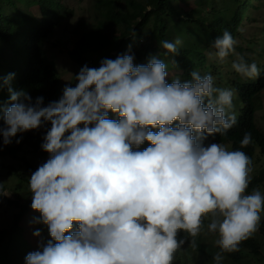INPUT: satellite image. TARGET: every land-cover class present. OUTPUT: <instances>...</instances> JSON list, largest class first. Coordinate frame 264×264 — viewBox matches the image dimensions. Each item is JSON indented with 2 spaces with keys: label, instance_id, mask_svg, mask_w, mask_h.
<instances>
[{
  "label": "clouds",
  "instance_id": "obj_1",
  "mask_svg": "<svg viewBox=\"0 0 264 264\" xmlns=\"http://www.w3.org/2000/svg\"><path fill=\"white\" fill-rule=\"evenodd\" d=\"M180 43L160 42L174 67ZM236 45L225 30L209 58L223 64L235 56L232 69L257 78L258 65ZM131 47L99 67L84 65L75 85L66 83L47 105L14 90L15 74L2 79L0 90L7 86L10 96L8 106L0 105L4 145L50 124L41 145L49 158L31 173L28 189L40 213L35 223L47 226L51 239L28 253L25 264H173L186 243L195 248L197 237L206 238L205 227L218 237L214 264H223L225 253L239 251L259 229L264 192L248 191L252 158L224 143H205L237 124L235 91L197 70L169 83L168 63L150 56L137 65ZM251 143L245 132L241 148Z\"/></svg>",
  "mask_w": 264,
  "mask_h": 264
},
{
  "label": "trees",
  "instance_id": "obj_2",
  "mask_svg": "<svg viewBox=\"0 0 264 264\" xmlns=\"http://www.w3.org/2000/svg\"><path fill=\"white\" fill-rule=\"evenodd\" d=\"M211 1L214 0H196V4L188 8L187 0H95L92 20L79 22V28L75 30L78 39L68 55L80 66L95 61L99 64L105 58L114 60L127 53L131 45V51L133 47L136 48L135 62L146 64L148 58L154 56L153 52L158 50L160 58L168 63L169 72L179 74L182 81L190 79L191 72L197 70L202 75L211 74L218 87L231 89L234 86L236 93L233 97V111L237 115V124L227 135L210 136L205 143H230L232 150L245 151L253 163L257 162L255 157L259 149L258 157H262L264 161V132L255 122L256 113L262 107L260 95L264 90V73L255 82L243 83L232 79L226 70V65L231 66V59L235 56H229L223 64L207 56L212 42L227 30L234 39L239 40L236 52L251 63L252 60L245 54L246 48L243 47L242 40H245L246 34L241 27L245 21H249L252 28L255 26V33H248L247 48L258 52L260 47L256 48V45L260 41L262 30H259L258 18L253 19L251 12L264 10V0H218V5ZM179 2L183 4L179 5ZM34 3L40 6L42 22L31 19L29 15L28 9ZM206 5L210 7L209 11L202 8ZM69 14L67 7L57 0H0V85L1 71L6 70L7 76L15 74L12 88L27 91L33 101L37 97H43L47 105L59 99V72L56 63L48 57L47 48L50 36ZM21 29L24 33H21ZM177 39L181 43L177 45L179 54L174 57L177 65L174 67L170 63L173 54L165 55V50L158 46L161 41L175 42ZM144 41L148 42L146 47L138 50L137 46ZM153 44L157 47L154 48ZM108 46L111 47L110 52L115 51L116 55L109 53L106 48ZM174 77L177 76L168 77V82L171 83ZM2 89L7 90V86ZM7 93L9 94L8 90ZM9 103L10 100L3 104L0 102V105L8 106ZM109 118L118 119V116L110 113ZM4 126V121L0 118V127ZM41 132L42 129L18 134L10 145H4L3 137L0 136V156L16 159L26 146L35 153L48 154L39 146L41 140L37 137ZM245 132L251 133L252 143L241 148L240 141ZM148 146L145 142L141 150ZM254 188L264 192V162L252 176L248 191L251 192ZM6 205L20 211L14 216V222L9 228L0 229V264H25L30 244L22 233L20 223L29 213V207L19 202V199H8L0 192V207ZM261 214L258 231L241 243L239 251L225 253L223 264H242L245 257L259 258L262 261L263 247L260 239L264 236V212ZM44 229L49 234L47 226L44 225ZM43 237L51 239L50 234ZM180 238L191 240L184 232L180 233ZM217 238H211V242L209 238L197 237V247H190L186 253L196 251L207 258L203 264H214L213 257L219 251L215 244ZM186 245L190 244L186 243L183 247Z\"/></svg>",
  "mask_w": 264,
  "mask_h": 264
},
{
  "label": "rangeland",
  "instance_id": "obj_3",
  "mask_svg": "<svg viewBox=\"0 0 264 264\" xmlns=\"http://www.w3.org/2000/svg\"><path fill=\"white\" fill-rule=\"evenodd\" d=\"M57 1L63 3L67 7L70 13L61 22L60 26L57 27L54 30L53 34L50 36L49 45L47 48L48 57L56 63L58 68L59 79H60V86H59V98H60L63 94V89L66 83H72L73 86L75 85L74 76L78 74L79 70L83 67L71 60V58L68 55V51L73 48L75 44L74 42H76V40L78 39V35L76 34L75 30H78L79 22L81 20H85L88 22L92 20L93 11H94L93 6L95 0H57ZM211 2H213L214 5L219 4L218 0H214ZM36 4L37 3H34V5L28 9V12L31 19H37L38 22H42L43 17L41 14V9L40 6ZM178 4L182 5L183 3L179 2ZM194 4H196V0H187L188 8L189 6H192ZM202 8L205 9V11H209L210 9L208 5L203 6ZM251 13L253 19H255V17L258 18L259 30H262L260 41L256 45V48L260 47V50H258L257 52L254 50L251 51L247 48L248 33L252 34L255 33L256 31L255 26H253L252 28L251 24L249 25V21H245L241 27L242 32L246 34V38L245 40H242V42H243V47L246 48L245 54H247L249 58H251L252 62H255L258 65L260 69V75H262L264 73V10H261L259 12L252 11ZM21 33H24L23 29H21ZM238 41L239 40H237V43ZM146 43L148 42L146 41L141 42V44L137 46V49L141 50L143 47H146ZM152 46L154 48L157 47L156 44H153ZM158 47H160V45ZM106 48L111 55H116L115 51L110 52L111 49L110 46ZM157 51L153 52L154 56H159L157 54ZM210 51H214V49L210 47L208 49V53ZM131 52L134 55V57H136L135 55L136 48L133 47ZM208 53L207 56L209 58ZM96 62L97 61L88 64L91 65L89 67H99L100 63L97 64ZM134 63L139 65L138 63L135 62V60ZM226 70L227 73L231 75L232 79L241 80L243 83L255 82L260 76L259 75L257 78L254 79L243 78L239 74H237L229 64L226 65ZM169 73H170L169 77H173V76L181 77L179 74L175 72H169ZM6 77H7L6 70L1 71V78L3 79ZM231 89L235 91L234 86H231ZM260 97L262 101V107L261 110H259L256 113L255 122L257 127L264 132V90L262 91ZM8 100H10V96L7 93V90L6 89L0 90V102L3 104L6 103ZM47 128H50V124L46 125L44 128H41L42 132L37 137L38 140H41L39 145L40 147L43 143V136L45 135ZM224 144H226L230 149H232V145L230 143H224ZM259 153H260L259 149H257V154L255 157V160L257 162L253 163L254 171L252 173V176L260 169L261 165L264 162L262 157H258L260 156ZM48 158H49L48 154L35 153V151L29 146H26V148L23 149V151L18 155V158L16 159L10 156H0V184L3 185L2 189H0V192L6 195L8 199L10 200L19 199V202H21L23 205H28L29 207V213H27V215L22 219L20 225L23 228L22 233L25 239L30 244V252L39 250L40 242L41 241L46 242L48 240L47 238H44L43 235H49V234L45 231L43 224L35 223V218H38L40 216V213L34 211L31 207V194L28 189V179L30 178L31 173L34 172L42 163L46 162ZM19 211L20 209L9 207L7 205L4 207H0V229L9 228L14 222V216L18 214ZM261 218H262V214H261ZM207 222L208 221L206 220L205 225L207 224ZM37 229L41 230L42 232L41 237H36L34 235V232ZM200 235L201 236L203 235L206 238L217 237L214 234L208 233L206 227L201 232ZM260 242L263 247V249H261L262 261H260L259 258L245 257L242 261V264H264V260H263L264 236L260 239ZM189 248L190 245H186L185 247H183L181 251H178L173 264H203L205 262L207 258L196 251H192L190 254H187L186 252L189 251ZM27 250L29 251V249Z\"/></svg>",
  "mask_w": 264,
  "mask_h": 264
}]
</instances>
